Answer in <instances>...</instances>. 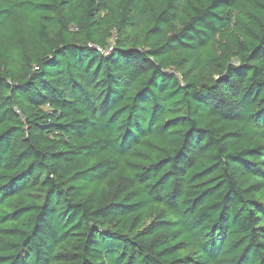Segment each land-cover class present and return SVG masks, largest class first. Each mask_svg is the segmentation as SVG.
I'll use <instances>...</instances> for the list:
<instances>
[{
    "label": "trees",
    "instance_id": "16d2710c",
    "mask_svg": "<svg viewBox=\"0 0 264 264\" xmlns=\"http://www.w3.org/2000/svg\"><path fill=\"white\" fill-rule=\"evenodd\" d=\"M0 264H264V0H0Z\"/></svg>",
    "mask_w": 264,
    "mask_h": 264
},
{
    "label": "rangeland",
    "instance_id": "374dc122",
    "mask_svg": "<svg viewBox=\"0 0 264 264\" xmlns=\"http://www.w3.org/2000/svg\"><path fill=\"white\" fill-rule=\"evenodd\" d=\"M166 215H168L167 212H166Z\"/></svg>",
    "mask_w": 264,
    "mask_h": 264
}]
</instances>
